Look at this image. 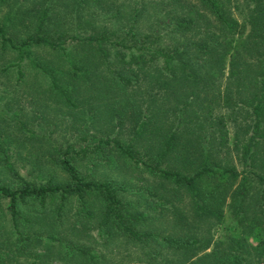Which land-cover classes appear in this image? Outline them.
<instances>
[{
  "label": "trees",
  "instance_id": "obj_1",
  "mask_svg": "<svg viewBox=\"0 0 264 264\" xmlns=\"http://www.w3.org/2000/svg\"><path fill=\"white\" fill-rule=\"evenodd\" d=\"M117 1L0 0L12 90L109 115L23 153L0 113V264H264V0Z\"/></svg>",
  "mask_w": 264,
  "mask_h": 264
},
{
  "label": "rangeland",
  "instance_id": "obj_2",
  "mask_svg": "<svg viewBox=\"0 0 264 264\" xmlns=\"http://www.w3.org/2000/svg\"><path fill=\"white\" fill-rule=\"evenodd\" d=\"M132 1L134 2V0ZM142 1L136 0L137 6H139ZM147 1L149 2V0H145V2ZM117 2H127V0H118ZM148 10V15L145 17V19H140L139 21V23L142 25V27H144L145 30H147L149 23L153 19H155V8L149 7ZM1 14L2 11H0V16ZM158 14L159 16L157 17V19L162 16L161 12H159ZM111 19H113L111 20L112 23H108V26L111 27H116L119 25V23H126L124 17L118 19L117 21L116 16H112ZM157 19L153 23H159ZM108 20L110 19L108 18ZM108 20L106 22H108ZM44 55L45 58L48 57L52 59L53 57L52 54L49 53V51H45ZM29 69L30 66L26 68L27 73L26 78H24V80H26L25 83L20 85L19 89L15 91L12 90L13 87L11 85L15 81V79L13 78L14 75L10 80H7V77L5 76L0 77V113L2 115H5V117L8 119L13 117V112L15 110H19V118H22L23 120L29 122V126L31 124V128L37 130V134L35 136L27 137L29 136V134L22 132L20 129L15 128V130L12 131L11 128H8L9 134L12 137H15V139L18 142H21V144L23 145L24 149H21L23 153H25L29 148H32L33 151H39L45 147L43 145L44 141L39 139L41 134H50L45 128L55 130L53 132L54 136L62 140H67L71 138L73 135L72 133L76 131V129L72 127L74 121L88 123H90L91 121H96L100 128L104 129L106 127L105 121L109 118V115L106 113L107 110L105 107L102 109L100 114L97 113V111H95L94 109H92V111L90 112L86 108V117L84 119H81L80 114L72 113L69 108L63 107L61 103H58L54 98L46 94L43 90H45V88L48 86V83L40 81V79L34 76V69ZM2 80H5L6 82H3ZM91 102H94L92 103L94 106L99 107L96 101L92 100ZM40 127L44 128V130L40 131ZM234 163L237 164V161L235 159ZM28 167L29 166L27 164V168ZM134 250L135 249L133 247L127 248L124 246H118V248H116V250L113 252V255L115 254V252L119 255L115 256L114 259L120 257L122 260L130 261L129 259L133 258L135 254Z\"/></svg>",
  "mask_w": 264,
  "mask_h": 264
}]
</instances>
